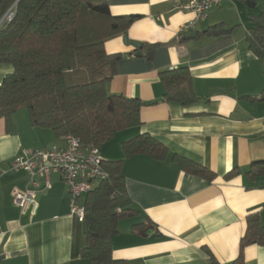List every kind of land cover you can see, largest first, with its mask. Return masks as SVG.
I'll list each match as a JSON object with an SVG mask.
<instances>
[{"label": "crops", "instance_id": "1", "mask_svg": "<svg viewBox=\"0 0 264 264\" xmlns=\"http://www.w3.org/2000/svg\"><path fill=\"white\" fill-rule=\"evenodd\" d=\"M104 1L115 17L140 16L125 35L105 44L108 55H122L108 91L147 104L140 126L119 132L100 148L105 163L123 160L126 192L138 211L119 224L114 264H210V253L219 264H231L239 255L247 216L259 214L264 225V176L248 175L252 164L264 161V101L255 99L264 90V68L247 43L254 19L264 14V0H230L192 31L184 27L195 15L173 11L175 2L191 0ZM248 1L254 5L247 6ZM220 24L231 31L202 34ZM134 43L142 46L141 57ZM143 44H157L152 60ZM182 67L189 68L198 99L188 107L167 102L160 79L161 72ZM12 71L0 63V85ZM144 134L166 147L164 160L125 158L122 144ZM54 145H64V139L33 126L29 113H15L11 128L0 114V264H93L81 258L83 223L72 214L60 175L51 176L48 188L41 181L35 216L22 215L13 203V191L27 190L30 178L9 171L11 162L25 150ZM176 155L215 177L181 169ZM234 170L239 173L226 179ZM145 222L151 225L133 232L135 224ZM244 256L246 264H264V247L250 245Z\"/></svg>", "mask_w": 264, "mask_h": 264}, {"label": "trees", "instance_id": "2", "mask_svg": "<svg viewBox=\"0 0 264 264\" xmlns=\"http://www.w3.org/2000/svg\"><path fill=\"white\" fill-rule=\"evenodd\" d=\"M17 1L0 0V22L13 6L15 12L0 27V63L13 67L0 85V114L7 128H11L12 116L26 109L33 126L52 131L57 139L73 136L82 146L101 148L119 132L140 126L141 111L147 104L108 91L122 55L105 51L106 42L125 35L140 16L115 17L104 0H19L15 5ZM254 20L257 24L248 30L247 43L264 68V14ZM230 31L220 24L202 34L218 37ZM143 47L145 57L152 60L157 44ZM160 79L167 102L188 107L198 100L189 68L163 71ZM255 99L264 101V90ZM122 150L125 158L148 155L164 160L167 156L166 147L148 134L124 142ZM173 158L191 174L209 180L215 177L193 161L177 155ZM122 164L123 160L105 163L109 178L95 184L82 200L86 244L81 258L93 264L116 263L113 238L119 233V224L138 214L126 192ZM238 173L234 170L225 178ZM248 175L252 179L264 176V161L252 164ZM246 222L239 255L231 264H246L248 246L264 247L259 214L248 215ZM150 225L135 224L133 232L141 233ZM210 256V264H219Z\"/></svg>", "mask_w": 264, "mask_h": 264}, {"label": "built area", "instance_id": "3", "mask_svg": "<svg viewBox=\"0 0 264 264\" xmlns=\"http://www.w3.org/2000/svg\"><path fill=\"white\" fill-rule=\"evenodd\" d=\"M230 0H191L177 1L173 5L175 12H188L195 19L184 27L192 31L196 23L206 20L209 12L222 6ZM12 7L0 22V27L10 22L14 17ZM9 171L25 172L30 178L29 188L25 191L15 189L12 193L14 205L22 215L35 216L39 209L37 191L41 181L50 187V179L54 174L61 176L72 199V214L82 221L85 207L84 196L90 193L94 185L109 178L101 149L96 146H82L80 140L73 136L64 138V145H54L48 148H31L23 151L10 164Z\"/></svg>", "mask_w": 264, "mask_h": 264}, {"label": "water", "instance_id": "4", "mask_svg": "<svg viewBox=\"0 0 264 264\" xmlns=\"http://www.w3.org/2000/svg\"><path fill=\"white\" fill-rule=\"evenodd\" d=\"M19 1V0H18ZM18 1L15 3V5L18 3ZM14 7V6H13ZM197 36V34L196 33H194V34H192V35H189L188 36V39H190V38H194V37H196ZM133 46L136 48V49H139L140 51L139 52H137V56L138 57H141V49H142V46L141 45H139V44H137V43H134L133 44Z\"/></svg>", "mask_w": 264, "mask_h": 264}, {"label": "rangeland", "instance_id": "5", "mask_svg": "<svg viewBox=\"0 0 264 264\" xmlns=\"http://www.w3.org/2000/svg\"><path fill=\"white\" fill-rule=\"evenodd\" d=\"M19 112H24L25 114L28 113V111H27L26 109H22V110H20Z\"/></svg>", "mask_w": 264, "mask_h": 264}]
</instances>
